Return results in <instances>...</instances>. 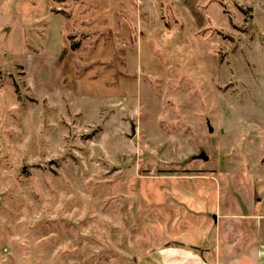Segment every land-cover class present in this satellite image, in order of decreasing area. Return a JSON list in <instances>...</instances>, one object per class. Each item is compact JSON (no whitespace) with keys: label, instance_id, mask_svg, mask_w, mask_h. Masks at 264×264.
I'll list each match as a JSON object with an SVG mask.
<instances>
[{"label":"rangeland","instance_id":"rangeland-1","mask_svg":"<svg viewBox=\"0 0 264 264\" xmlns=\"http://www.w3.org/2000/svg\"><path fill=\"white\" fill-rule=\"evenodd\" d=\"M218 212L264 243V0H0V264L214 248Z\"/></svg>","mask_w":264,"mask_h":264},{"label":"crops","instance_id":"crops-1","mask_svg":"<svg viewBox=\"0 0 264 264\" xmlns=\"http://www.w3.org/2000/svg\"><path fill=\"white\" fill-rule=\"evenodd\" d=\"M232 217L238 219L234 214L224 213L221 215L220 212L216 214L214 230L215 234H218V239L216 238L213 249L206 247L205 242L202 241L205 238L203 236L199 243L187 242L189 237H184L186 241L183 242L179 239L180 237L175 236L173 239L158 244L155 251L144 253L139 264H264L263 242L253 246L250 245L249 236H245L244 239L246 240L237 247L238 250H235L236 239L233 238V230L224 221ZM253 218L256 225L262 219L264 220V216L261 215H252L250 219ZM203 226H205L204 222ZM239 234L240 237L243 236L241 235L243 233L238 232L237 235Z\"/></svg>","mask_w":264,"mask_h":264}]
</instances>
